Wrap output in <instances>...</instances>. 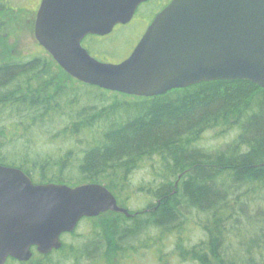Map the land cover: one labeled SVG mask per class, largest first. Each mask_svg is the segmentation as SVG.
I'll list each match as a JSON object with an SVG mask.
<instances>
[{
	"label": "trees",
	"instance_id": "1",
	"mask_svg": "<svg viewBox=\"0 0 264 264\" xmlns=\"http://www.w3.org/2000/svg\"><path fill=\"white\" fill-rule=\"evenodd\" d=\"M169 1L149 0L139 13L151 21ZM17 7L0 0V41ZM113 34H90L83 44L107 61ZM209 130L234 135L211 150L200 145ZM0 164L22 169L35 184H103L124 206L131 189L152 197L145 224L128 220L117 229L106 220L107 232L94 229L80 246L77 237L67 257L94 261L108 246L124 255L122 241L145 227L156 229L145 247L158 255L173 236L172 247L191 264H264V88L251 81L213 80L137 97L80 82L49 53L0 55ZM143 166L149 178L135 188L132 177ZM189 221L205 234L194 244ZM51 258L36 254L21 264H53Z\"/></svg>",
	"mask_w": 264,
	"mask_h": 264
},
{
	"label": "water",
	"instance_id": "2",
	"mask_svg": "<svg viewBox=\"0 0 264 264\" xmlns=\"http://www.w3.org/2000/svg\"><path fill=\"white\" fill-rule=\"evenodd\" d=\"M148 0H42L35 37L59 65L84 83L152 97L213 80H248L264 88V0H171L129 57H94L87 35L105 36L129 23ZM118 205L100 183L35 184L20 168L0 164V264L29 260L32 246L48 253L84 216Z\"/></svg>",
	"mask_w": 264,
	"mask_h": 264
},
{
	"label": "rangeland",
	"instance_id": "3",
	"mask_svg": "<svg viewBox=\"0 0 264 264\" xmlns=\"http://www.w3.org/2000/svg\"><path fill=\"white\" fill-rule=\"evenodd\" d=\"M10 1L11 4L18 6V10L13 14L10 27L6 33L7 38L0 41V55H2L4 58L13 59L24 58L28 55L47 53L43 46L36 39L34 31L36 14L41 0ZM146 11V8L145 10L143 8L141 9V13H146ZM143 16L144 15L142 14L141 16H136L132 24L128 26L127 29L117 28L113 31V35L117 36L115 37L116 40L114 38V40L112 41L113 45L110 42V44L106 47L105 53L106 57L108 58V62H120L122 61V59H124L126 54H129V49H132L133 46L132 42H135V40L137 41L141 36L143 30L145 29V23L146 25L150 24V21H148L147 19L144 20ZM232 135L234 134L231 133L227 136L222 137L221 135L219 136V134H217V130H209L206 131V133L203 135V139L201 140L200 145L206 149L214 150L223 146L224 142L226 143L230 141L233 138ZM149 171L150 167L148 166H143L139 169H136L135 174L132 177V183L135 185V188L136 186H140L147 181V179L149 178ZM122 196L123 198H128L126 200V206L121 205L115 195L118 205L127 209L130 214L138 210H143L146 207L147 203H149L152 199L151 196H147L145 194V190L140 191V189H131L129 190V192L126 191V193H124ZM108 212H105L104 215H97L95 217L101 219V217L111 218L114 216L112 214H106ZM105 221L106 220H82L74 232L75 235L72 236H77L78 234H81L83 236V239L79 243L80 246L88 239L93 237L92 231L94 229L98 231H100L101 229L107 232L105 227L112 226V223L116 224L114 228L120 229V226H122L123 224H127L128 222L134 220H124L123 222H116L112 220L109 221L108 225L104 224ZM142 221L143 220H137L138 223L145 224L141 223ZM184 225L187 228L186 232L188 235H186L190 238V242L192 244L200 241L205 236L203 231L199 229L195 223L189 221L188 224ZM186 232H184V235ZM148 234H157L156 229L154 231H148L147 233L144 227L140 229L139 232H137V235L133 239L122 241L121 245H123L124 247L121 248L120 252H123L124 255L117 254L116 252L108 249L107 252L103 253L101 256H97L94 261H91V259L88 257H67L68 251L61 248L60 250H56L54 252V254L52 255L53 259L51 258V260L53 264H191L188 261L189 257L186 256L185 260L182 259L177 253V250H174V246L172 247V245H174V242L176 241L175 237H165L163 242L164 253H162L163 251L161 252V250H159V254L162 255H158L157 253H155V250L153 248L145 247V239L147 238ZM110 235L112 234L109 232L107 237H110ZM115 237L116 234L113 236V238ZM64 241L70 242L71 238H69L68 235L65 234ZM109 247L111 246H108L107 248ZM60 253L61 255H58Z\"/></svg>",
	"mask_w": 264,
	"mask_h": 264
},
{
	"label": "flooded vegetation",
	"instance_id": "4",
	"mask_svg": "<svg viewBox=\"0 0 264 264\" xmlns=\"http://www.w3.org/2000/svg\"><path fill=\"white\" fill-rule=\"evenodd\" d=\"M149 1V0H148ZM145 6V2L144 3H142L140 6H139V8H138V10H137V12H136V14H135V17L136 16H138L140 13H139V10H140V8H142V7H144ZM144 10H145V7H144ZM141 16V15H140ZM140 18V17H139ZM132 20H134V19H132ZM133 22V21H132ZM131 22V23H132ZM130 23V24H131ZM147 27H148V25H146V23H145V29L143 30V32H145V30L147 29ZM143 34V33H142ZM108 212V211H107ZM105 213H101L100 215H104ZM82 220H143L142 222H144L145 223V208L143 209V210H138V211H136V212H134V213H132L131 214V216H126V217H119V216H113V217H111V218H104V217H101V219H98L97 217H83V218H81L80 219V221H79V223L82 221ZM79 223H78V225H79ZM77 225V226H78ZM77 228V227H76ZM76 228L74 229V230H72V231H69V232H65V233H63L62 234V236H61V240H62V243H63V245H62V249L63 250H67L68 251V248H69V246H73L74 244L72 243V241L74 240V239H77V236H79L80 238H79V240L78 241H81L83 238V236L81 235V234H78L77 236H72V235H75V230H76ZM65 234L66 235H68V237L69 238H71V241L70 242H65L64 240H65ZM111 251H113V252H116L113 248H109ZM107 251H108V249H106ZM32 251H33V256H32V258H34L35 256H36V254H39V255H43V254H41L40 252H38V250H37V248L36 247H32ZM56 250H54V251H52V252H50V253H47L48 255H53L54 254V252H55ZM121 251V250H120ZM117 253V252H116ZM47 254H44L45 256H47ZM103 254V253H102ZM101 254V255H102ZM117 254H121V253H117ZM101 255H99V256H101ZM123 255V254H122ZM121 256V255H120ZM31 258V259H32ZM97 258V257H96ZM12 260V259H14V258H9L8 260ZM8 260H7V262H8ZM14 260H17V262H20V263H17L16 262V264H21V263H24L25 261H21V260H18V259H14ZM28 262V261H27Z\"/></svg>",
	"mask_w": 264,
	"mask_h": 264
}]
</instances>
